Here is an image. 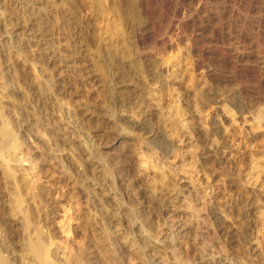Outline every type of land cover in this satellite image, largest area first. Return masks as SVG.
I'll use <instances>...</instances> for the list:
<instances>
[{
  "label": "rangeland",
  "instance_id": "rangeland-1",
  "mask_svg": "<svg viewBox=\"0 0 264 264\" xmlns=\"http://www.w3.org/2000/svg\"><path fill=\"white\" fill-rule=\"evenodd\" d=\"M168 3L0 0V131L60 262L264 264V0Z\"/></svg>",
  "mask_w": 264,
  "mask_h": 264
},
{
  "label": "bare ground",
  "instance_id": "bare-ground-1",
  "mask_svg": "<svg viewBox=\"0 0 264 264\" xmlns=\"http://www.w3.org/2000/svg\"><path fill=\"white\" fill-rule=\"evenodd\" d=\"M154 1H157V0H136L140 10L147 17H151L153 14L154 10H152V4H154ZM161 1L164 5L163 6L164 8H169L168 2L171 0H161ZM175 12L178 14L179 10L176 9ZM198 64L200 65V63H198ZM206 72L208 74V73H210V70L208 71V69H207ZM44 80H45V78H44ZM0 135H1V137H0V164H2V166L4 167V174L3 173L2 174L5 176V179H6V181H5L6 182V190H5L6 192H5V196H4V203H5V206L8 210L7 218L9 220H12L13 222H15L22 229V233H23L22 234L23 239H22L20 251L15 256L9 255L8 251H6V249H4L6 247H4V245L2 244V240L0 238V264H81V258L79 255H71L69 258H67V260L65 262L64 261L60 262V260L58 259V252L53 249V246L55 244L53 237L50 235L47 238L42 233L43 229H42V231L40 229V226H39L40 223L38 225L36 222H34V214H33L32 209L30 207V201H33V202L42 201L45 193L43 194V192H44L43 188L39 184L31 185L28 181L25 180V178L20 179L16 175L17 171H16L15 167H17V166H15L14 163L18 162L17 151L20 149L17 145L18 143L15 142V139H14L15 135H13V132H11L5 125H3V127L0 131ZM42 205H43V203H42ZM3 208H4V206H3ZM118 224H121V225H119L120 227L122 226L121 222H118ZM118 224H117V226H118ZM125 227H127V226H125ZM179 229H181V228H179ZM4 240H6V239H4ZM132 244L134 245L133 242H132ZM5 245L7 246V244H5Z\"/></svg>",
  "mask_w": 264,
  "mask_h": 264
}]
</instances>
